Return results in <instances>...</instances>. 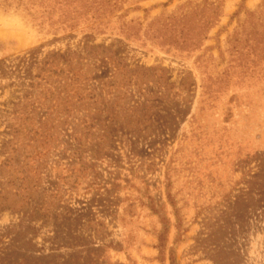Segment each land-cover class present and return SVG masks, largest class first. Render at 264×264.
<instances>
[{"label": "rangeland", "instance_id": "1", "mask_svg": "<svg viewBox=\"0 0 264 264\" xmlns=\"http://www.w3.org/2000/svg\"><path fill=\"white\" fill-rule=\"evenodd\" d=\"M0 264H264V0H0Z\"/></svg>", "mask_w": 264, "mask_h": 264}, {"label": "trees", "instance_id": "2", "mask_svg": "<svg viewBox=\"0 0 264 264\" xmlns=\"http://www.w3.org/2000/svg\"><path fill=\"white\" fill-rule=\"evenodd\" d=\"M161 221H162V223L164 222L162 218H161ZM165 226H166V225L163 224V229H164V230L160 233V236L162 235V233H164V231H165ZM173 260H174V259H173V257H172V258H171V262H173Z\"/></svg>", "mask_w": 264, "mask_h": 264}]
</instances>
